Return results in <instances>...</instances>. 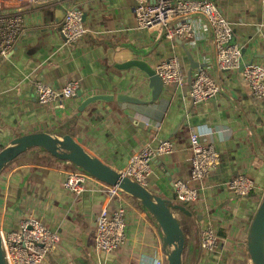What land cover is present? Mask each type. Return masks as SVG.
<instances>
[{
	"label": "crops",
	"instance_id": "obj_1",
	"mask_svg": "<svg viewBox=\"0 0 264 264\" xmlns=\"http://www.w3.org/2000/svg\"><path fill=\"white\" fill-rule=\"evenodd\" d=\"M232 27L241 48V65L264 67V4L261 0H212ZM64 4V5H63ZM84 13L82 40L68 44L61 35L64 6ZM133 0H58L46 6L22 8L24 28L12 52L0 57V145L19 136L45 132L71 135L85 151L122 172L146 145L171 140L170 157L154 159L146 188L173 199L174 181L198 190L193 217L180 212L185 232L183 264H251L247 251L249 228L264 194V98L256 99L240 67L220 71L213 37L202 18L192 24L191 40L167 39L162 28L137 30ZM58 20V21H57ZM95 32V34L92 33ZM177 58L183 86L163 87L147 104L94 103L83 111L82 100L94 94L129 95L149 101L146 76L133 68L114 66L140 59L151 68ZM198 69L220 86L212 101L194 104L189 89ZM36 81L60 90L68 81L79 84L80 98L61 106L37 102ZM196 132L212 145L220 163L206 178L190 180L189 135ZM80 169L56 160L39 148L28 150L0 174V230L18 228L22 218H35L59 236L41 264H151L163 254L162 233L153 217L131 196L119 192L109 199L106 185L89 177L83 192L72 199L62 186L68 172ZM246 174L255 182L248 197L238 198L229 183ZM126 208L125 242L117 251L96 249V216ZM178 212V211H176ZM175 212V213H176ZM180 222V221H179ZM210 225L220 239L214 252L200 248L201 230Z\"/></svg>",
	"mask_w": 264,
	"mask_h": 264
},
{
	"label": "built area",
	"instance_id": "obj_2",
	"mask_svg": "<svg viewBox=\"0 0 264 264\" xmlns=\"http://www.w3.org/2000/svg\"><path fill=\"white\" fill-rule=\"evenodd\" d=\"M133 12L137 30L162 28L167 39L191 40L194 37L192 24L188 18H202L212 32L216 66L220 71L236 70L241 65V48L234 41L233 30L220 9L212 0H133ZM58 0H0V57H7L16 46L24 24L21 11L24 5L46 6ZM264 4V0H261ZM64 5V4H63ZM61 21V35L68 44H76L88 34L83 27L82 12L74 7L64 6ZM93 34L95 32L92 31ZM163 87L175 83L183 86V76L177 58L159 62L155 68ZM251 94L256 99L264 98V67L250 63L241 71ZM35 97L39 104L61 106L75 98L79 91L76 81H68L60 90H56L41 81L34 84ZM220 94V86L203 69H198L189 89L194 104L214 100ZM190 180L200 181L208 176L220 163L216 149L204 143L196 132L189 135ZM0 145V151L2 150ZM174 152L171 140H161L156 147L144 146L132 156L122 174L146 187L150 174V163L158 158L170 157ZM90 177L82 170L68 172L62 186L72 199L83 192ZM255 182L246 174H238L230 183V192L238 197H248L255 190ZM175 202L188 210L198 201V190L180 179L173 183ZM121 192L116 187H106L109 199ZM126 208L117 206L111 215L102 210L95 220L96 234L94 244L97 250L112 253L125 242ZM2 250L6 264H41L45 256L59 242L57 233L49 230L35 218H22L17 229L0 230ZM200 248L205 252H214L220 247V239L214 229L208 225L200 232ZM151 264H167L166 252L153 259Z\"/></svg>",
	"mask_w": 264,
	"mask_h": 264
},
{
	"label": "water",
	"instance_id": "obj_3",
	"mask_svg": "<svg viewBox=\"0 0 264 264\" xmlns=\"http://www.w3.org/2000/svg\"><path fill=\"white\" fill-rule=\"evenodd\" d=\"M88 6L85 7L82 21L87 17ZM63 18V12H60ZM58 21V20H57ZM119 70L137 69L148 80L150 91L149 101L129 95L94 94L86 97L80 103L79 110L83 111L94 103H127L133 105L147 104L156 101L163 90V83L156 75L154 68L140 59H132L114 66ZM240 65V69H242ZM82 93L77 92L80 98ZM33 148H39L56 160L68 162L84 171L106 186L116 187L121 192L137 200L140 205L153 217L162 233L163 250L166 252L167 264H183L185 235L179 221L175 217L178 211L187 217L193 214L186 207L175 202V196L169 200L153 194L146 187L118 172L100 159L92 157L74 138L66 134L62 137L50 133L37 132L19 136L0 151V174L18 157ZM247 251L251 264H264V194L252 219L248 236ZM0 264H6L2 250L0 235Z\"/></svg>",
	"mask_w": 264,
	"mask_h": 264
},
{
	"label": "rangeland",
	"instance_id": "obj_4",
	"mask_svg": "<svg viewBox=\"0 0 264 264\" xmlns=\"http://www.w3.org/2000/svg\"><path fill=\"white\" fill-rule=\"evenodd\" d=\"M75 168H77V167H75ZM77 169H79V168H77ZM178 213H179V212H176V213H175V217H176V219H177L178 221H180L179 223H181L183 218H182V216L179 215ZM180 225H181V224H180Z\"/></svg>",
	"mask_w": 264,
	"mask_h": 264
},
{
	"label": "trees",
	"instance_id": "obj_5",
	"mask_svg": "<svg viewBox=\"0 0 264 264\" xmlns=\"http://www.w3.org/2000/svg\"><path fill=\"white\" fill-rule=\"evenodd\" d=\"M22 156V155H21ZM181 228H182V231H183V233H184V235H185V232L187 231V229L181 224ZM218 236V235H217Z\"/></svg>",
	"mask_w": 264,
	"mask_h": 264
}]
</instances>
